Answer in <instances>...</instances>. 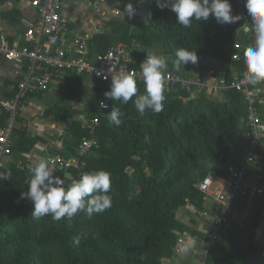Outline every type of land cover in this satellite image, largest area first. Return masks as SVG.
<instances>
[{"label":"trees","instance_id":"1","mask_svg":"<svg viewBox=\"0 0 264 264\" xmlns=\"http://www.w3.org/2000/svg\"><path fill=\"white\" fill-rule=\"evenodd\" d=\"M112 1L122 11L129 2L136 8L134 18L113 22V31L117 40L128 46L134 44L137 68L156 44L168 57L167 70L184 76L208 69L228 76L232 67H245L244 58L231 60L234 42L243 38L245 48L253 43L251 32L244 31L251 23L244 0H230L233 14L241 16L238 22L221 25L210 16L207 21L193 20L191 28L179 25L176 14L167 7L159 9L155 0ZM108 42L99 39L90 45L103 49ZM181 47L195 51L198 61L176 71L175 51ZM68 74L67 80L77 76ZM110 84L111 79L95 84L94 96L106 98L104 93L110 90ZM69 88L70 98L75 92ZM251 88L258 89L257 84ZM143 93V81H137V95ZM222 95L223 99L205 93L191 97L175 87L164 91L162 111L146 109L143 114L134 106L135 97L127 104L106 98L108 107L95 130L97 145L81 158L79 168L59 176L67 187L87 172L110 173L112 206L103 213L89 216L85 209L71 219L34 218L31 201L19 199L20 193L28 190L29 163L24 161V168L14 163L0 168L10 176L0 181V264H163L164 258L175 253L178 232L188 229L196 234L177 219V212L188 202L201 207L203 193L197 183L211 170L225 175L230 165L245 158L248 103L236 90ZM93 105L91 101L85 107L88 117L97 112ZM260 105L256 104L259 114ZM113 109L123 113L119 126L108 119ZM51 111L49 108L45 112L48 118L66 121L68 112L50 115ZM83 135H88L84 121L68 123L63 140L66 156L75 153ZM240 137L243 144L237 143ZM37 140V136L29 138L24 129L14 125L11 153L26 154ZM239 149L243 155L237 158ZM261 149L264 155V143ZM257 171L264 182V170ZM263 205L264 196L258 194L238 200L236 210L247 206L248 221L244 226L231 223L222 232L207 252L208 264H264V230L258 239L255 234L263 221Z\"/></svg>","mask_w":264,"mask_h":264},{"label":"built area","instance_id":"2","mask_svg":"<svg viewBox=\"0 0 264 264\" xmlns=\"http://www.w3.org/2000/svg\"><path fill=\"white\" fill-rule=\"evenodd\" d=\"M21 1V0H16ZM63 0H29L34 8V22L13 41L0 38V57L10 62H26V74L18 81L14 97L1 102L5 113L0 122V168L5 167V156L11 154L10 134L15 125L16 116L23 110L29 96L46 92L55 75L62 72H72L82 76L93 84H99L111 79L115 73H129L142 81L138 75L140 68L134 66V44L131 46L114 42L104 51H95L86 36L71 27L61 14ZM118 10L116 11V14ZM245 46L236 41L231 53L232 61L244 58ZM87 83V82H86ZM88 84V83H87ZM179 87L189 96L195 97L201 93L207 95H222L230 90L240 92L248 103L246 115V155L242 162L230 165L226 174L221 175L214 170L209 171L197 183V189L206 196L213 195L217 206L213 209L202 210L200 215L206 216L208 222L204 230L205 250L199 254L200 264H208L207 252L231 224L244 226L248 221L247 206L240 212L236 204L243 196L252 197L254 194L264 196V182L257 169L264 170V155L261 149L264 143V119L259 114L256 104L262 103L263 93L260 89H252L246 67L241 70L232 67L229 75L208 69L201 74L198 72L184 76L167 70L164 73V88L168 92ZM100 90L97 93L100 94ZM180 99H184L179 95ZM94 107L97 112L84 118L88 135H83L75 148V153L66 156L61 153H50L46 156L49 167L56 176L61 172L77 169L84 158L97 145L95 137L96 126L103 110L108 107L106 98L96 97ZM101 103L105 107H101ZM23 167L21 164H18ZM264 220V205L261 211ZM182 239L178 238V242Z\"/></svg>","mask_w":264,"mask_h":264},{"label":"clouds","instance_id":"3","mask_svg":"<svg viewBox=\"0 0 264 264\" xmlns=\"http://www.w3.org/2000/svg\"><path fill=\"white\" fill-rule=\"evenodd\" d=\"M142 2V0H141ZM245 9L250 19V27L245 33L251 32L253 43L244 49V63L248 79L252 85L264 83V0H244ZM156 6L163 10L170 8L176 14L177 23L184 28H191L193 20L207 21L213 17L218 24H234L241 19L234 15L230 0H155ZM134 18L136 8L133 3L125 5L122 15ZM173 66L176 71L189 63L196 64L198 56L195 51L178 48ZM168 69V57L146 53L140 63L138 75L144 84V93L137 95L136 77L129 73H115L111 76L110 90L104 93L106 98L127 104L135 97L133 103L138 112L143 114L146 109L159 113L163 109L164 73ZM75 105V104H73ZM79 106V105H77ZM101 107H105L101 103ZM122 115L119 109H113L108 116L111 123L121 125ZM30 179L26 181L28 190L21 192L19 199L31 201L34 218L51 216L55 221L62 218L71 219L78 212L84 211L89 216L103 213L112 206L110 173L95 170L84 173L79 179L72 180L67 187L64 181L56 176L44 158L28 165ZM9 174L0 172V181L9 180ZM18 202V201H17ZM191 247V242L185 251Z\"/></svg>","mask_w":264,"mask_h":264},{"label":"crops","instance_id":"4","mask_svg":"<svg viewBox=\"0 0 264 264\" xmlns=\"http://www.w3.org/2000/svg\"><path fill=\"white\" fill-rule=\"evenodd\" d=\"M117 10L118 13L116 14ZM122 13L123 11L117 7V3L112 0H63L61 7V14L66 18L68 24L86 36L89 43L91 42L93 45H95L99 39H108V45L114 42H121L116 39L113 29L116 26V22H126L128 20L127 15H122ZM34 14L35 10L30 5L29 0H0V38L4 37L8 41L17 40L26 28L33 24ZM108 45L103 49L94 48V50L102 52ZM26 70L27 64L25 61L20 63L10 62L0 57L1 123L5 116L1 107V102L14 97L17 90V83L26 74ZM67 75H69L68 72H62L55 75L46 92L39 95L29 96L26 99L23 110H21L16 116L15 127L21 130L24 129L26 134L29 135V138L37 136L39 140L29 148L26 154L12 152L10 155L5 156L3 161L6 168L11 163H14L17 168H24V161L32 164L40 158L45 159L48 154L54 152L65 154L63 140L68 123L66 121H55L53 118L51 119L47 117L45 112L50 108L48 107V104L50 103H47L46 101H41L42 103L39 102L42 107L36 104V112L33 111L34 104L31 103L30 108L32 111L27 115H24L22 112L29 106L27 100L30 97H38L42 99L43 97L47 98V95L53 96V90H51L52 86L62 89L61 91L55 92V95L58 99L62 100V103L68 105L64 107L66 112H68L65 113L67 117L74 112H77V114L80 115L79 111L81 109L78 108L77 105L82 102L84 93V96L87 98L85 102L86 104L82 109L84 112L85 107L91 101L93 102V100L96 99L93 94V87L95 84L82 76H76L73 79L67 80ZM57 78L59 80H56ZM69 87L75 92L72 93L70 98L67 96V94H69ZM257 88L263 93L260 114L262 118H264V83L257 84ZM212 96L217 97L218 95ZM65 99L68 100V102H64ZM61 107L63 106H59L60 110H62ZM71 110L74 112L71 113ZM84 118V114H81L82 121H84ZM244 137H246V135H244ZM18 164H21L23 167H20ZM200 204L201 207H196L195 203L188 202L177 212V219L186 227L195 230L196 234L193 235L188 229L183 232H178V238H181L182 240L178 242L177 238L175 253L164 258L162 260L163 264H200L198 256L205 250L203 239L204 230L206 229V224L208 222V218L200 215V212L206 209H213L217 206V202H215L213 195H210L206 196V198L203 196L202 203ZM189 242H191V247L185 251Z\"/></svg>","mask_w":264,"mask_h":264},{"label":"rangeland","instance_id":"5","mask_svg":"<svg viewBox=\"0 0 264 264\" xmlns=\"http://www.w3.org/2000/svg\"><path fill=\"white\" fill-rule=\"evenodd\" d=\"M240 37H241V35H240ZM243 37V36H242ZM243 45H245V40L242 38V40L240 41ZM149 52H152L153 54H156V55H164L163 54V51H162V48L161 47H159V45H155V46H153L152 48H150L149 50H148ZM56 80H59L58 78L56 79ZM252 86H254V85H252ZM51 90H53V96H49V95H47V98L46 97H43L42 99H40V98H38V97H30L27 101L29 102V106L27 107V108H25L24 109V111L22 112L24 115H27L29 112H31L32 111V109L30 108V105H31V103H33L34 105H33V111H35L36 112V107H35V105L36 104H38L40 107H42L41 106V104L40 103H42L41 101H46L47 103H50V104H48L49 106L48 107H50V109L52 110L51 111V113H50V115L51 114H53V115H55V114H57L58 113V111H60L61 113H62V111L60 110V108H59V106H63V107H61L62 108V110L63 111H65L66 112V110H65V108L64 107H66V106H68V105H66V104H64V103H62V100H60V99H58L57 98V96L55 95V92H57V91H61L62 89L61 88H57V87H55V86H52L51 87ZM223 97V95H218L216 98L217 99H221ZM82 102H80V104H78L79 106H78V108H80L81 110L79 111L80 112V115L79 114H77V112H74L73 110H71L70 112L71 113H73L72 115H68V117H67V119H66V122L67 123H69L70 121H72V120H74V119H79V120H82L81 119V114L83 115L84 114V116L86 117V115H87V113H86V111L84 110V112L82 111V109H83V107L85 106V102H86V100H87V98L84 96V93H83V97H82ZM223 99V98H222ZM52 100V101H51ZM40 102V103H39ZM64 102H68V100H66L65 99V101ZM75 103V102H74ZM76 106V105H75ZM237 143L238 144H243L244 143V138L243 137H240L239 138V140L237 141ZM239 146V145H238ZM240 147V146H239ZM240 149H241V147H240ZM240 149L238 150V153L236 154V156H237V158L239 157H242V155H243V152H241L240 151ZM264 230V220L262 221V222H260V224H259V226H258V228L256 229V231H255V234H256V238L258 239V238H260V236H261V234H262V231Z\"/></svg>","mask_w":264,"mask_h":264}]
</instances>
